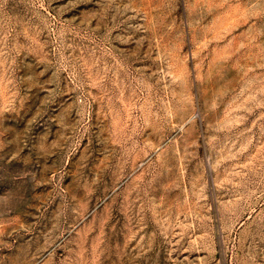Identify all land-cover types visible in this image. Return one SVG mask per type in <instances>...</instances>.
<instances>
[{
  "label": "rangeland",
  "instance_id": "1",
  "mask_svg": "<svg viewBox=\"0 0 264 264\" xmlns=\"http://www.w3.org/2000/svg\"><path fill=\"white\" fill-rule=\"evenodd\" d=\"M0 264H264V0H0Z\"/></svg>",
  "mask_w": 264,
  "mask_h": 264
}]
</instances>
